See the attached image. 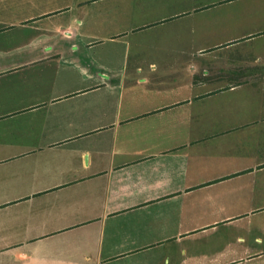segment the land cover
<instances>
[{
	"label": "crops",
	"instance_id": "1",
	"mask_svg": "<svg viewBox=\"0 0 264 264\" xmlns=\"http://www.w3.org/2000/svg\"><path fill=\"white\" fill-rule=\"evenodd\" d=\"M0 264H264V0H0Z\"/></svg>",
	"mask_w": 264,
	"mask_h": 264
}]
</instances>
